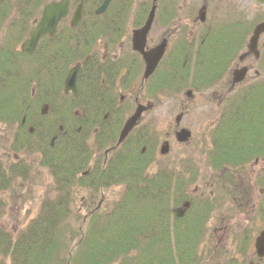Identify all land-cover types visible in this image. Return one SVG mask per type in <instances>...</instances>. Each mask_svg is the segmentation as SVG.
<instances>
[{
    "label": "flooded vegetation",
    "instance_id": "flooded-vegetation-1",
    "mask_svg": "<svg viewBox=\"0 0 264 264\" xmlns=\"http://www.w3.org/2000/svg\"><path fill=\"white\" fill-rule=\"evenodd\" d=\"M33 1L37 0H21V8L30 13L29 9L33 7L30 3ZM58 1L50 0L42 5L38 15L31 19L29 29L23 31L26 35L15 38L14 47H8L7 52L11 60L8 67L2 71L6 74L11 66H20L23 69L30 61L28 59L33 60V72H41L40 67L47 68L50 76L47 79L48 87L43 89L42 86H39V89L38 85L34 87L37 88L36 92L38 91L37 100L33 101L34 107L36 108V104L43 107L44 109L39 110L41 114L46 113L51 106L56 105V108L52 111L54 114L49 116H36L33 113L30 115L29 119L32 120L30 123L35 126L26 127L25 130L39 131L36 147L42 145L45 135H48L51 129L54 130L55 126L60 134L63 133L58 119L69 121L68 128L71 131L73 129L76 131L79 128L77 125L84 121L91 123L92 143L102 142V137L110 139L112 127L118 126L119 122L114 106L120 107L127 101L131 108L129 114H132L139 104L146 107L135 129L143 125V131L139 132L143 133V138L157 139L167 144L168 153L162 157L171 154L173 139L176 146L187 147L192 145L193 136L198 134L193 145L197 146L199 141L205 140L206 147L200 148L201 155L198 153V160H187L183 165L189 166L188 169L192 171L204 167L208 171L216 170L215 166L219 165L215 159L216 137L224 134V127L230 119L231 106L237 102L245 105L248 96L252 94L257 98L264 97V33L259 36L254 53L247 50L248 39L242 45V33L246 31V24L250 22L249 24L253 23L255 26L264 23V0H256L260 9L253 14L251 20L242 15V0L240 12L233 19L228 17L230 15L228 10H222L220 7L224 0H201L198 11L202 6L206 7L204 22L198 20V11L195 15L193 6L196 5L191 4L192 0H111L108 7L98 16L94 12L103 0H95L87 10L84 0L81 20L76 24H73L71 19L81 0H77L76 6L71 5L70 0L68 15L60 20L54 34L43 36L32 55L22 52V43L38 24L43 9L48 4ZM152 8H154L152 21L145 36L142 37L139 32L144 28ZM208 15L211 17L207 18ZM231 26L238 31V39L235 38L233 43L229 37ZM162 46H164L162 56L151 74L144 79L147 65L143 56H149ZM232 47L235 50L238 47L236 55L231 54ZM6 48L7 42L3 41L0 52H4ZM45 60L47 63L41 62ZM77 65H79L76 77L77 96L73 97L71 93L65 95L62 92L63 76ZM241 68L246 70L244 80L234 84V73ZM168 79H172L174 84L168 83ZM170 88L176 92L168 94ZM101 91L126 92V96L119 95L116 102L102 101L103 99L96 95V92ZM60 92L62 96L58 95ZM81 94L83 99L80 98ZM94 94L95 100L92 98ZM167 97H170L168 101ZM168 104L175 116L167 121L170 117L167 114L172 112L168 109ZM102 105L105 106L104 110ZM76 106L83 109L81 114L72 110ZM29 108L26 107L25 111H29ZM21 121L23 126L24 118ZM182 130L189 133L188 141L178 143L176 137ZM19 132V136L24 133L23 128ZM90 136L86 135L83 138L88 139ZM61 138V135L51 137L50 146ZM110 148L103 151V159L99 154H95L91 157L92 161L98 157L104 164L112 152H106ZM45 150L36 152L43 158ZM23 151L26 152V149ZM193 157L196 158L197 154ZM92 161L87 167L88 170L92 169ZM182 162L183 160L181 164ZM239 168H242V163ZM252 169H256L258 176H261L264 173V158L256 159ZM244 177L241 171L238 184L240 264H242V206L248 204L247 198L250 202L253 190L246 187ZM207 187L211 188L213 184ZM196 190L189 194L193 196ZM258 193L264 196V193ZM200 196H203V193ZM176 213L180 217L184 215L179 209Z\"/></svg>",
    "mask_w": 264,
    "mask_h": 264
},
{
    "label": "trees",
    "instance_id": "trees-1",
    "mask_svg": "<svg viewBox=\"0 0 264 264\" xmlns=\"http://www.w3.org/2000/svg\"><path fill=\"white\" fill-rule=\"evenodd\" d=\"M10 2L0 0V18L9 9ZM251 28L246 25L242 45ZM229 31L233 43L235 38L238 39V31L233 27ZM238 51V47L236 50L231 48L232 55ZM7 52V49L0 52V123L18 124L12 151L26 149L32 154L46 149L40 164L50 173L56 197L42 203L37 218L24 230L11 233L0 226V263L5 259L8 264H205L199 247L214 204L202 197L194 200L189 197L188 186L195 173L189 175L185 169L180 174L165 171L150 174L147 169L153 161V148L137 131L112 151L104 164L101 160L92 161L96 150H105L116 142L121 123L112 127L110 139L102 137V142H94V148L90 147L87 138H83L92 129V124L85 121L77 125L76 131L64 126L62 134L55 126L45 135L42 145L34 147V141L25 131L26 127L35 126L30 123L31 114L21 112L15 101L36 99V94L31 97V80L43 89L48 87L45 78L50 76L47 68L40 67L41 72H33L31 59L25 68L11 66L3 74V68L8 67L11 60ZM41 62L47 63L46 60ZM168 83L174 84V81L168 79ZM96 95L102 101L116 102L113 91L96 92ZM80 98L83 99L82 94ZM92 98L95 100V94ZM258 98L252 94L245 105L237 102L231 106L224 134L216 137L215 159L219 167L229 163L235 165L239 161L243 166L264 158V97ZM102 108L104 110L105 106ZM20 118L25 120L23 126ZM20 127L25 136L19 138ZM55 135L62 138L50 146V139ZM91 161L92 169L88 170ZM19 169L16 165L10 169L0 164V196L15 179L25 180L29 175L28 167ZM258 182H261L258 186L263 187L264 177ZM114 188H119L118 198L106 210L93 208L87 212V218L74 217L76 223L73 225L67 220L72 214L74 192L85 189L92 196H98ZM185 201L190 202V208L179 217L176 210ZM257 214L264 223V207ZM249 238L247 235L242 237L244 246ZM244 249L242 247V254ZM216 250L208 251V256ZM224 264L239 263L229 259Z\"/></svg>",
    "mask_w": 264,
    "mask_h": 264
},
{
    "label": "rangeland",
    "instance_id": "rangeland-1",
    "mask_svg": "<svg viewBox=\"0 0 264 264\" xmlns=\"http://www.w3.org/2000/svg\"><path fill=\"white\" fill-rule=\"evenodd\" d=\"M49 1L50 0H42L40 7L47 4ZM190 2L191 4L196 5L193 6V10H195L194 13L196 15L199 5L201 6V0H192ZM240 2L241 0H224L220 7L222 10H228V12L231 11V13L233 12L235 15H237L240 12ZM259 9L260 8L256 0H242L243 17L249 18L251 20L254 17L253 14H255ZM39 11V7L33 9L31 15H29L28 18H24L23 16H18L19 11L17 7H14L13 10L6 16L5 20H3V23L0 24V45L2 44L3 40H6L10 35H17V32L16 34H13L15 31L10 32L14 29L12 27L13 25H18L19 20H26L22 23V25H29L31 19L36 17ZM230 15H228V17L233 18ZM210 17L211 15H208L207 18ZM249 19L247 20L250 21ZM33 82L34 81L31 82V85H33ZM119 95L126 96V92L119 91L115 96L116 100L119 99ZM169 99L170 97H167L166 100L168 101ZM21 102L22 100H16L15 104H21ZM24 106L30 107L29 111L26 112L27 114L33 113L34 115L38 116V108L34 107L35 105L32 100H26ZM55 108L56 105L49 107L46 111V115L49 116L54 114L52 111ZM114 109H117V118L120 119L119 122L123 123V121L128 117L131 108L129 103L124 101L120 107L115 108L114 106ZM168 109L172 111L170 105ZM72 110L78 111L79 114H81L83 111V109H79V106L73 107ZM167 115H170L167 121L170 119L172 120L173 116H175L173 111L169 112ZM43 120L44 118H42L41 121ZM62 122H64L65 126H70L69 121L63 119ZM17 126L18 124H16V126H7L3 123H0L1 164L14 166L12 165V163H14L12 157L15 152L13 153V151L10 150V143L14 139L18 128ZM138 130H143V125H141ZM30 136L33 142L36 141L38 134L34 131ZM195 137H198V134H196ZM195 137L193 136L192 145L187 147L176 146L173 139L170 149L171 154L167 157H161L159 155L161 140L150 138L147 142L149 144H153V150L155 153L154 159L149 165L147 171L150 174L159 171H172L176 173L178 171L188 169L189 166H185L183 164L186 163L187 160H198L200 148L203 149L206 147L205 140L199 141L197 146H194L193 144L196 142ZM200 143H202V145ZM88 144L91 148H94L92 145L91 136L88 138ZM102 152L103 150H96V153H93V156L95 154L100 155ZM21 154L22 153H15V155L19 157V163L29 168V175L26 176L25 180H16L13 185L7 191H5L2 196H0V226L4 227L11 233H18L24 230L33 219L37 218L41 210L42 203L45 200L53 201L56 197V193L54 192V184L51 180L50 173L40 164V155L37 153H26L24 155ZM195 154H197L196 158L193 157ZM97 159L98 157L95 158V160ZM181 160H183L182 164ZM16 161L17 159L15 158V162ZM252 164L253 161H250L249 163L242 166V168H233L232 170H229L228 174L226 175H224V173L221 174L212 170L208 171L205 167L204 169L200 168L199 171H195L196 176L194 181L189 184L188 192L191 194L195 189H197V192L193 195L194 197L197 198L201 195V193H203L202 197L210 199L212 202L214 201V205H216L207 218L205 237L203 243L199 247V251L205 261V264H224L229 259H234L237 262L240 261L238 250L240 243L238 184L239 174L241 171L242 175L245 176L244 179H247L248 183L250 180L253 181L251 184L246 186L250 190L253 189L251 200L249 202V199L247 198L248 204L246 206H242V236L247 235L250 237L246 246H244L242 243V247L245 248L244 250H246L245 253L242 254V264H249L250 261L255 262V257L253 255L254 238L259 231L264 230V223L260 220L257 212L261 211L264 207V197L260 196L258 193L259 187L256 186L257 184L254 182V175H258V171L256 169H252ZM187 178H189V176ZM212 184L213 187H207L208 185ZM262 188L264 189V186ZM229 191L233 192L235 196H231V194L228 193ZM74 193L75 195L72 200V214L70 218L67 219L71 221L72 225L76 223L74 221V217L77 219L87 218V212H89V210L91 211L93 208L98 207L100 210H106L117 200L119 188L101 192V194L98 196H92L90 191L85 189H79ZM213 248H217V250L212 251L211 256H208V251H211V249L213 250ZM0 264H8V261L4 259Z\"/></svg>",
    "mask_w": 264,
    "mask_h": 264
},
{
    "label": "water",
    "instance_id": "water-1",
    "mask_svg": "<svg viewBox=\"0 0 264 264\" xmlns=\"http://www.w3.org/2000/svg\"><path fill=\"white\" fill-rule=\"evenodd\" d=\"M111 0H104L101 7L95 12L96 15L101 14L109 5ZM68 5L69 0H61L58 3H51L48 5L42 14L40 22L37 24V26L34 28V30L29 34L28 39L24 42L22 46V51L27 54H32L37 42L39 39L47 34L51 36L58 24V22L64 18L67 15L68 12ZM154 8H152V11L150 13V16L148 17V20L142 30H140L139 34L142 35V37L145 36L150 23L152 21ZM204 15H205V8L203 7L199 11L198 19L203 22L204 21ZM81 16V4L79 5L78 9L75 11L72 19V23L75 24L79 21ZM264 32V23L258 24L252 33V36L249 39L248 42V52L254 53L256 50V44L257 40L260 34ZM138 34V35H139ZM164 52V46L162 48H158L154 50L149 56L144 55V60L146 62V71L144 73L143 78L146 79L154 69L156 63L160 59ZM79 71V65L75 66L73 69H71L64 81V93L68 94L71 93L73 97L77 96V89H76V77ZM246 70L244 68L237 70L234 73V84L239 83L243 80ZM145 108L142 106H137L134 114L125 122L123 125L118 139V144L121 143L127 135L132 131V129L137 125L138 120L140 119L141 114L144 112ZM189 134L181 131L177 136V141L182 143L186 142ZM167 152V147L162 146L160 149L161 154H165ZM187 206V205H185ZM254 250L255 254L258 257L259 260L264 259V231H261L258 233L254 240Z\"/></svg>",
    "mask_w": 264,
    "mask_h": 264
}]
</instances>
